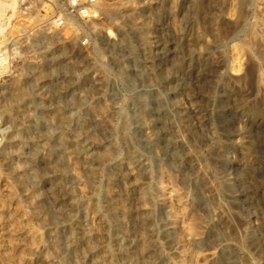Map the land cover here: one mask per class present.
<instances>
[{
  "label": "rangeland",
  "instance_id": "rangeland-1",
  "mask_svg": "<svg viewBox=\"0 0 264 264\" xmlns=\"http://www.w3.org/2000/svg\"><path fill=\"white\" fill-rule=\"evenodd\" d=\"M97 6L0 0V264H264V0Z\"/></svg>",
  "mask_w": 264,
  "mask_h": 264
},
{
  "label": "built area",
  "instance_id": "built-area-1",
  "mask_svg": "<svg viewBox=\"0 0 264 264\" xmlns=\"http://www.w3.org/2000/svg\"><path fill=\"white\" fill-rule=\"evenodd\" d=\"M66 12L69 16H82L86 19L98 18L97 0H65ZM62 24V19L59 20ZM8 57L4 50L0 48V68L7 65Z\"/></svg>",
  "mask_w": 264,
  "mask_h": 264
},
{
  "label": "bare ground",
  "instance_id": "bare-ground-1",
  "mask_svg": "<svg viewBox=\"0 0 264 264\" xmlns=\"http://www.w3.org/2000/svg\"><path fill=\"white\" fill-rule=\"evenodd\" d=\"M164 191H165V199H169V198H171L172 197V192L171 191H173V189L169 186V187H166V188H164ZM172 199V198H171ZM170 201V200H169ZM181 215H182V213H181ZM182 222H184V218H182ZM183 228H184V230H187L188 231V235H189V239H192V240H194L195 239V235L193 234V231H192V229H189V228H186L184 225H183Z\"/></svg>",
  "mask_w": 264,
  "mask_h": 264
}]
</instances>
